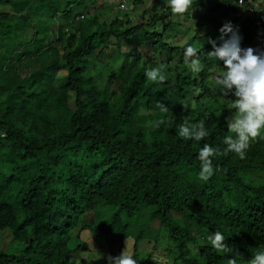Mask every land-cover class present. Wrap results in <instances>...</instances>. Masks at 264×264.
<instances>
[{"label":"trees","instance_id":"1","mask_svg":"<svg viewBox=\"0 0 264 264\" xmlns=\"http://www.w3.org/2000/svg\"><path fill=\"white\" fill-rule=\"evenodd\" d=\"M259 1L263 8L264 0H194L184 14L196 16L185 31L194 34L181 45L172 38L182 15L164 0L136 21L134 9L103 18L113 1L0 0V264H77L88 245L71 246L75 229L94 213L79 239L109 207L148 216L138 229L119 213L96 226L133 237L137 264L161 263L152 254L139 259L144 238L162 249L170 240L165 264H249L264 251V137L244 158L224 154L235 96L216 84L224 62L208 58L209 39L220 46L228 22L242 48L264 52V14L262 25L248 15ZM189 45L198 46L199 74L183 63ZM111 58L121 63L100 85L101 72L91 71ZM161 64L166 81H149L146 70ZM185 120H204L209 135L179 137ZM205 144L219 149L207 182L199 179ZM216 231L230 253L207 239Z\"/></svg>","mask_w":264,"mask_h":264},{"label":"clouds","instance_id":"2","mask_svg":"<svg viewBox=\"0 0 264 264\" xmlns=\"http://www.w3.org/2000/svg\"><path fill=\"white\" fill-rule=\"evenodd\" d=\"M167 3L173 15H183L189 8H192L194 0H167ZM253 5L260 13L259 16H250L261 20L264 7L259 8L257 4ZM261 13L262 16H260ZM220 32L222 41L220 46H217L215 40L209 39L208 41L214 48V51L208 53V58L224 62V71L216 77V84L224 97H227L229 93L235 96V99L230 100L226 106L228 110H234L235 114L227 119L228 131L234 135L224 137L223 143L227 146L224 154L234 152L244 158L250 143L264 137V52L258 54L257 50L252 47L242 48L240 46L241 36L231 22L225 23ZM183 63L194 74H199L203 70L204 65L198 57V46L189 45L186 47ZM165 67L161 64L146 70L147 79L153 83L165 82L167 79L164 74ZM182 105L184 108L188 107L186 103ZM177 131L179 137L196 141L209 135L204 120L195 124H190L188 120H185L178 126ZM218 152L219 149L213 148L209 144H205L199 150L200 180L207 182L214 174L211 158ZM207 239L217 252L230 253L232 251L225 243V237L220 231L209 235ZM156 259L153 257V261ZM108 262L109 264H137V261L127 251V247L119 256H109ZM229 264H236V260L230 259ZM249 264H264V251H257Z\"/></svg>","mask_w":264,"mask_h":264},{"label":"rangeland","instance_id":"3","mask_svg":"<svg viewBox=\"0 0 264 264\" xmlns=\"http://www.w3.org/2000/svg\"><path fill=\"white\" fill-rule=\"evenodd\" d=\"M104 1H108L112 3L113 0H104ZM114 1L116 2V0ZM160 1L161 0H144L143 4L136 6L134 10L130 11V13L132 14V18L135 21L137 19L139 20V18L141 17V15L144 13L145 10L153 11L152 8L157 9L159 7ZM164 1L167 3V0H164ZM115 4L116 3L113 2V9L109 8V9L102 10L103 18L111 20L112 18L116 16L117 12L114 13ZM256 4L258 5L259 8H262L263 6L261 4V1L257 2ZM193 6L197 7V4L193 3ZM194 13L195 12H192V14ZM162 14L165 15L166 11L162 10ZM40 16L41 15H39V17ZM39 17L35 18V21H40ZM181 17H182L181 18L182 21L180 23H183V24H181L180 26H176L178 28L175 29L174 37L172 38V41H174L177 44L182 45V44L187 43V41L190 38V35L194 34V29H191L190 32L188 31L185 33V31L187 30L186 28L188 27L193 28L197 20L195 19L196 16L192 18H188L183 14ZM35 29H36L35 27L28 29L27 31L28 32L30 31L29 35L34 34ZM202 31L203 30L201 29L200 33ZM9 37H19V34L16 36L11 35ZM106 63H104V61H102L101 63L98 62L97 67H95L91 71V73L96 76L98 75L99 72H101L102 76L97 78V82L100 85L104 84V81L106 80V77L110 69L121 63V59L111 58L109 59L108 63L107 64ZM115 213H119V215L121 216V219L124 222H130V225H131L130 227L137 228V229L143 223L147 222L148 220V216H143V215L141 216L137 215L133 218H129L123 210H120L119 208H115V207H109L104 214L97 217L93 226L87 227L86 229L81 231L80 238L78 239L76 238L78 228L82 227V223L84 224L88 221H90L91 223L94 218L93 217L94 213L92 214L88 213L86 216L82 218L80 226L77 229H75L74 231L75 237L73 238L71 242L72 247L77 246L81 242H84L88 245L87 250L79 251L76 253V263L77 264H109L108 257L109 256H112V257L119 256L126 249V247H127V251L131 255H133V245H134L133 237L126 238L122 241L117 230L110 232L107 235H103L101 234V232L96 230V226H99L101 223H104L105 221L109 220L110 217L114 216ZM126 241H127V244H126ZM169 241L170 240L165 242V247L164 249H162L161 246L159 245L155 247V242L153 241V239L144 238L140 246L141 253L139 254V259L140 258L144 259L145 256H147L148 254H152V255H155L156 258L161 262L160 264L171 262V259H172L171 254L162 253L163 250L166 251L165 249L166 247L170 246Z\"/></svg>","mask_w":264,"mask_h":264},{"label":"built area","instance_id":"4","mask_svg":"<svg viewBox=\"0 0 264 264\" xmlns=\"http://www.w3.org/2000/svg\"><path fill=\"white\" fill-rule=\"evenodd\" d=\"M138 0H116V2L113 0L115 4L114 9H116L117 11H129L134 9L136 6V2ZM239 4H243L244 0H237ZM249 13L248 15H255V16H259V10L257 9V7L253 4H251L249 7ZM257 24L260 25L261 24V20H257Z\"/></svg>","mask_w":264,"mask_h":264}]
</instances>
